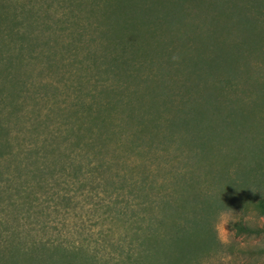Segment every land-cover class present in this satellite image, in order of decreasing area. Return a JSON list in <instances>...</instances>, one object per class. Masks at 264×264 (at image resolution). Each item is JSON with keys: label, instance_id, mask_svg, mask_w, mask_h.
I'll return each instance as SVG.
<instances>
[{"label": "rangeland", "instance_id": "obj_1", "mask_svg": "<svg viewBox=\"0 0 264 264\" xmlns=\"http://www.w3.org/2000/svg\"><path fill=\"white\" fill-rule=\"evenodd\" d=\"M7 4L17 9L36 4L38 10L28 15L29 20L42 16L36 27L44 31L34 29L38 40L31 50L21 53L13 47L15 39L7 40ZM51 27L60 30L52 35ZM115 38L131 45L132 55L141 64L140 78L152 77L148 85L139 78L133 106L138 114L155 117L160 127L146 130L137 121L138 136L132 135L134 128L129 127L127 133L125 127L123 143L109 152L114 158L106 156L112 162L98 174L96 162L85 166L80 173L83 184L70 169L57 177L60 183L48 179L50 189L45 190L48 185L43 182L29 185L31 189L35 184L32 195L39 199L34 210L55 214L45 224L40 218L27 227L48 237L58 232L60 247L73 252L68 261L54 257L39 264L132 262L138 252L135 242H131L134 255L128 257L118 248L128 239L99 242L95 231L111 227L119 232L125 219H112L121 208L114 203L125 202L121 182L130 183L129 175L139 180L145 173L155 176L162 187L150 196L161 201L170 197L173 214L198 221L192 225H197L191 245L194 255L184 262L179 258V264H264V216L253 205L264 199V0H0V229L7 230L5 190L7 160L11 159L7 156V102H27L26 96L34 91L33 97L40 96L42 102L70 101L73 93L67 84L77 63L74 58L82 60V49L99 57L101 44L107 47L108 40ZM46 52L48 60L42 55ZM7 57L15 62L13 67ZM146 58L153 61L149 70ZM7 70L13 75L7 76ZM9 76H15V81ZM117 77L119 81L125 78L123 74ZM97 78L95 73L87 74V88L103 81ZM23 82L27 92L22 90ZM153 85L155 96L147 89ZM148 102L151 108L144 110ZM185 103L194 108L193 116L177 112ZM48 124L54 127L51 121ZM29 134L23 129L14 143L21 141L24 150L31 151ZM35 138L41 143V135ZM123 173L126 176L121 179ZM90 183L94 191H89ZM63 198L83 205L75 210L76 218L65 219L58 213L64 211L58 204L65 202ZM100 199L102 206L93 213V204ZM136 203L127 214L137 213L131 220L144 214L147 220V204ZM77 229L86 230L90 239H76ZM71 230L73 240L69 241Z\"/></svg>", "mask_w": 264, "mask_h": 264}, {"label": "trees", "instance_id": "obj_2", "mask_svg": "<svg viewBox=\"0 0 264 264\" xmlns=\"http://www.w3.org/2000/svg\"><path fill=\"white\" fill-rule=\"evenodd\" d=\"M32 1L34 0H28L29 3ZM21 6L20 9H17V7L7 4V40L15 39L13 47L22 53L26 49L31 50L38 40L34 29L37 28L41 32L42 29L40 28V30L38 27L42 16L33 17L34 20L30 21L28 15L36 11V4L35 6L26 4ZM44 23L46 24V22ZM22 27L26 28L25 31L22 30ZM58 30L60 29L51 27L48 32L53 35ZM108 42L107 47L101 44L103 53L99 57L89 54L85 49H82L85 51L82 52V60L76 59L72 55L77 63L73 65L72 78L67 84V88L71 89L73 93L70 101L42 102L40 96L33 97L36 93L34 91L32 95L26 96V99H29L27 102L25 100L16 101V99L7 102V156L9 158L11 156V159L7 160V189L5 190L7 192V230L0 229V264H39L42 261H53L54 257L68 261L73 256V252H70L71 249L66 252L60 247L62 244L58 242L60 239L58 232L48 237L46 232L40 234L35 232V229L27 227L29 222L35 224L40 221V218L45 224L48 217L55 214L34 210V205L38 204L39 199L35 197V194L32 195L35 184L31 189L29 185L43 182L45 186L48 185L44 189H50L52 182L50 183L48 179L55 178L57 180L58 176H64L70 169L73 171L74 179L79 177L83 184L84 174L80 173L85 166L96 162V174H98L102 173L103 166L106 167L108 162H112L106 156H110L111 149L112 152L118 150V143H123L125 127L128 128L127 133L129 127L134 128L133 136H138L136 134L138 131L135 133L137 126H134L137 121L146 130H158L160 127L155 117L138 114L136 106H133L135 95L137 91L139 92L138 70L141 64L138 58L132 55L134 53L131 45L121 38L110 39ZM42 55L47 60L50 59L49 52L42 53ZM164 56L167 57V53ZM146 60L148 61V58ZM167 61H170L169 57ZM7 63L9 67H13L15 64L8 57ZM147 65L149 70V67L153 66V61L149 60ZM7 73V76L13 75L10 74V70H7ZM89 73H95L99 77L97 79L103 81H96L87 88L85 77ZM119 74H123L125 77L121 78V81H119L120 77L116 78ZM104 75H106L105 79L102 78ZM14 77L9 76L11 80L15 81ZM111 79H115V82ZM140 79L142 84L146 85L153 82L150 75ZM20 83L22 84V82ZM162 88L168 89L166 86ZM23 89L26 92L28 90L24 82ZM147 89L151 96H155V85ZM184 89L187 90V88ZM43 90L50 91L47 87H44ZM21 97L22 92L19 95V98ZM135 99L137 100V98ZM148 103L144 106V110L151 108V103ZM163 104L166 105V103ZM29 111L30 115H28ZM178 111L182 115L190 117V114L195 110L185 103L183 108L177 109ZM54 112L57 115L51 117ZM49 121L53 123L54 127L48 124ZM23 129H27L30 133L27 140L32 145L31 151L24 150L21 141L17 144L14 143L15 139L20 140L19 136ZM38 135L42 137L41 143L35 138ZM150 142L145 143L149 146ZM110 157L114 158L113 155ZM125 176L126 173H123L121 179ZM128 178L130 183L123 184L121 182L120 185V190L125 191L126 197L122 199L125 202L114 203H119V208H121L118 212H113L112 219V222L114 220L117 222L118 218H124L122 228L117 233L114 228L101 227L95 231L96 241L116 242L128 239L125 246H118L123 250L122 253L125 252L128 257L134 255L131 254V242H135L138 247L136 257L134 256L132 262L131 260L123 261L125 264H179V258L183 262L191 260L194 255L191 245L196 240L194 228L198 225V221L193 220V222L186 216L173 214L174 212L170 210V197L161 201L158 196H153L154 198L150 196L152 193H159L162 188L156 184L155 176L150 178V175L145 173L139 180L130 175ZM142 179L145 181L143 182ZM57 182L60 183L58 180ZM90 185L93 186L91 183ZM94 190L93 186L89 191ZM52 195L55 196V194ZM62 200L66 203L59 201L58 204L61 203L64 211L58 213L65 219L76 218L75 210L81 209L83 205L79 206L77 202L72 204L67 198ZM100 201L101 199L93 204L95 206L92 207L93 213L99 212L98 206H102ZM134 201H137L136 206L141 205L140 203L147 204L144 205V208H147V211H144L148 216L147 220L144 214L138 215L136 220L135 218L131 220L137 213L132 215L127 213L132 209L129 206L133 205ZM253 205L264 216V199H257ZM197 207L201 206L198 204ZM193 223L197 225L192 227ZM42 225L41 230H44ZM101 225L103 226V224ZM84 229L82 233L80 229H77L78 237L76 239L80 241L90 239L88 238L90 234H84L86 231ZM71 231L68 236L69 241L73 240V230ZM70 243L68 242V244ZM77 247L82 253L83 246Z\"/></svg>", "mask_w": 264, "mask_h": 264}]
</instances>
